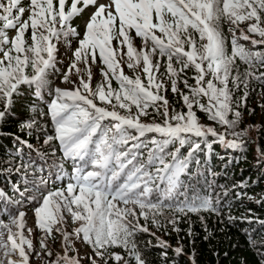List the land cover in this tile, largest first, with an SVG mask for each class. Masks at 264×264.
Listing matches in <instances>:
<instances>
[{"label": "snow or ice", "instance_id": "6c2138e0", "mask_svg": "<svg viewBox=\"0 0 264 264\" xmlns=\"http://www.w3.org/2000/svg\"><path fill=\"white\" fill-rule=\"evenodd\" d=\"M251 92L264 101V0H0V124L26 106L19 131L61 160L48 175L36 146L15 136L0 188V264H148L138 235L149 224L179 233L192 214L223 216L219 196H188L185 179L213 144L251 143ZM198 111L223 131L201 123ZM237 221L257 222L229 212L227 222ZM256 231L243 234L264 264V232ZM157 239L168 264L171 245Z\"/></svg>", "mask_w": 264, "mask_h": 264}, {"label": "trees", "instance_id": "16d2710c", "mask_svg": "<svg viewBox=\"0 0 264 264\" xmlns=\"http://www.w3.org/2000/svg\"><path fill=\"white\" fill-rule=\"evenodd\" d=\"M77 24L76 20L74 26L78 28ZM78 30L80 29L78 28ZM113 86L116 87L115 82H113ZM251 93V99L247 104L248 108H257L259 107L257 98L260 95L258 92ZM168 98L179 111L180 102L177 98L171 93L168 94ZM22 103L27 105L28 101ZM197 114L200 120L204 119L205 121H203L208 123L204 113L198 111ZM255 114L256 111L251 115V118H255ZM28 115V108L18 104L13 118L0 124V188L5 186V177H8V173L3 169L16 155L15 149L18 145L15 136L20 135L22 139H27L31 143L40 145L42 143L40 137H26L19 131V123ZM245 116H248L247 113ZM149 118L151 119V117L147 119ZM210 123L213 124V122ZM213 126L218 127L214 124ZM258 133V149H264V124ZM252 145L253 142L249 143L247 147L233 150L226 149L218 143L213 144L211 149H205V152L199 154L203 166L196 164L191 166L192 172L196 175L185 179V183L189 186L188 196L209 194H212L214 198L219 196L224 208L223 216L202 213L201 215L204 216L202 222L197 215L192 214L181 220L178 225L181 229L179 233L171 231L170 225L167 226V234H165L164 229H157L154 225L149 224L150 233L155 232L157 236L162 237L171 245L168 249V264H193L192 258H194V264H257L259 256L246 244L243 234V229L257 230L255 232L257 237H259V233L264 232V228L259 223L264 220V203L257 202L264 197V161H258L259 155L255 153L257 149H252ZM182 151L186 152V149H182ZM39 152L45 157L42 150ZM24 153L28 154V149H24ZM56 157H58L57 163L59 164V161L61 163L59 152ZM32 158L35 159V156L32 155ZM46 163L41 162L40 164L44 166L45 173L50 175L47 167L54 171L56 169L52 168H56L58 164L49 162L50 165H47ZM63 163L65 171L69 172V165ZM205 167L210 168L217 175L213 177L206 173ZM14 178L19 180L20 174H16ZM241 182L246 187L233 188L234 184L239 185ZM209 184L212 185L211 188H209ZM8 190H11V184L8 185ZM229 212L234 217L250 216L257 222L252 224L240 221L229 223L227 222ZM189 230H191V236L188 235ZM150 233H140L138 242L145 253L148 264H163L162 249L158 246V240H155V236ZM209 234L210 239H205V236ZM177 246L183 247V254L176 255L174 253L173 249ZM80 248L83 251L88 250L84 245H80ZM115 251L121 250L115 249Z\"/></svg>", "mask_w": 264, "mask_h": 264}, {"label": "rangeland", "instance_id": "374dc122", "mask_svg": "<svg viewBox=\"0 0 264 264\" xmlns=\"http://www.w3.org/2000/svg\"><path fill=\"white\" fill-rule=\"evenodd\" d=\"M77 23H78V20H77ZM80 25H82V21L80 22V24H77V26H79L78 28L81 30L83 25L82 26H80ZM137 43H139V42L137 41ZM60 60H61V64H60L61 67H63L64 64L68 63L67 55H66V53H65V51L63 49L61 50V53H60ZM125 72H126V74L132 75L131 71L128 70L126 67H125ZM101 79H102V77L100 76L99 71L94 66L93 67V82H92L93 83V86H95L97 83H99L101 81ZM251 94L252 93L249 94L247 104H248L249 100L251 99ZM257 101H258V104L264 103V101H262L260 99V96L257 98ZM261 114L262 113H261L260 107H257L256 108V114H255L256 116H255V118L254 117L251 118V116H247V117L245 116V120L247 121V124H252V125H255L256 126L255 129L249 131V136L252 137V141H251V142H253L252 149H255L256 148L257 150H256L255 153L258 154V155H259V152H258V146H259L258 134L259 133H258V131L263 127V124L261 123ZM142 119L144 120V122H151V119L150 118L149 119L142 118ZM203 120L204 119H201L200 120L201 123H205L204 122L205 120L204 121ZM210 122L211 121H208L209 124L208 123H205V124L213 125ZM246 126H247L246 124H242L241 125V128L246 127ZM217 130L218 131H223V128L220 127V126H218L217 127ZM228 138L231 139V137H228ZM254 142H255V144H254ZM29 143H31V142H29ZM31 144H33L34 146H36V148H37L38 151H41V150L43 151V153L45 154V157L47 159V163H46L47 165H50L49 162L52 163V164H56L57 163V160H58V157H56L57 154H56V156H52V154L50 152H45V150L47 149V146L46 145L45 146H42V143H41V145L39 143H31ZM32 155L36 156L35 153H32ZM59 163H60V161H59ZM47 171L49 173L52 172L49 167H47ZM15 180L17 181V183H20V179L19 180L15 179ZM27 215H28V225L30 227H33V230H34V233H35L36 230H35L34 221L32 219V212L29 211ZM143 222L144 221L141 220V223H143ZM157 238L163 240L162 237L156 235L155 236V240H158ZM35 242L36 241H34V243ZM37 247H38V244H37ZM59 247H60V243H59V241H57L55 248H59ZM77 247H80V244H78ZM83 252L84 251L81 250V254H83Z\"/></svg>", "mask_w": 264, "mask_h": 264}]
</instances>
